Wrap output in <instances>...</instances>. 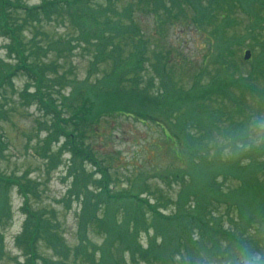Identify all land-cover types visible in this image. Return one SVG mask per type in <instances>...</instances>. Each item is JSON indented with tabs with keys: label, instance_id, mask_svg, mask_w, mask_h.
<instances>
[{
	"label": "rangeland",
	"instance_id": "obj_1",
	"mask_svg": "<svg viewBox=\"0 0 264 264\" xmlns=\"http://www.w3.org/2000/svg\"><path fill=\"white\" fill-rule=\"evenodd\" d=\"M8 1L25 7L42 2ZM86 1L76 3L72 9L79 10ZM5 2L2 0L4 14L12 12L14 19L25 18L24 9ZM88 2L91 10L102 12V6L107 4L106 0ZM162 2V7H158L150 0H113L109 11L106 9L112 18L109 20L114 23L117 22L116 12L123 13L121 22L131 24L134 34L135 26L139 31L135 37L142 38L144 44L142 69L135 70L138 63L128 65L121 76L125 83L118 82L119 75L113 77L111 59L106 55L96 60L95 46L91 41L82 40L68 46V52L49 50L42 57H31L29 63L26 59L25 64L29 66L57 64L56 71L48 69L36 81L22 72L26 69L18 67L15 53L8 48L10 37L0 32V177H3L0 206L9 210L6 215H0V264H27L30 259L24 245L16 241L27 217L22 205L28 202L30 209L41 210L44 218L53 223L52 231L67 248L59 253L57 246L52 247L41 238L36 245L37 256L31 260L33 264H44L47 259L48 264H100L103 252L110 259L106 261L114 264H163L160 258L132 255L135 250L122 245L120 240H127L134 233L140 246L146 249L153 240L167 244V236L172 240L180 239L177 233L184 227L190 230L189 238L196 241L200 236L198 222L208 226L206 231L220 250L213 248L210 252L220 254L192 253L191 247L183 244L170 254L172 264H201L206 258L219 262L223 261L220 257L223 251L232 250L240 254L235 261L243 264L239 247L250 249L251 239L257 240L261 247L264 163L254 168L244 154L222 147L226 134L240 129L237 123L244 121V115L252 114L242 108L253 109L254 114L264 112L261 90L256 94L250 90H231L230 94H240L243 99L238 107L228 101L229 96L208 100L202 108L220 110L222 115L213 114L215 121L210 123L199 121L203 113L198 112L183 127L181 123L191 116L189 110L188 115L180 119L181 111L188 107L187 101L178 112L171 114H160L148 104L144 110L151 116L136 118L122 113L110 115V110L103 111L106 104L102 99L96 102L90 97L103 96L106 102L115 103L121 97L105 95L107 87L121 85L125 88L122 89L124 101L133 107L143 96L141 91H145L147 97L167 95L174 101L186 98L195 85L209 84L221 68L215 65L212 53V34L216 26L224 36L223 41L244 38L225 56L229 80L245 77L251 71L253 56L247 63L243 50L250 45L249 30H260L245 14V8L234 9L228 20L217 10L214 23L197 22L194 7L184 4L181 9L175 8L176 14L170 16L168 1ZM125 12H129L131 18L125 16ZM85 15L90 17L85 27L97 30L95 23L101 18ZM70 18L64 11L40 23L22 21V36L27 40L38 29L46 34L43 46L49 39L66 44L64 39L79 35L78 30L81 32L72 27ZM123 36L113 40V47L119 48L120 58L125 59L135 51V41H130L135 38ZM104 51L107 53L108 48ZM202 70L207 74H200ZM131 79H136V86ZM253 82L257 88L264 86L263 80ZM133 87L135 92L130 91ZM100 102L104 103L102 108L98 106ZM232 109H238L242 115L226 118L223 112L227 115ZM203 125L210 129L204 140L205 149L190 142L187 146L193 145L197 150L189 155L183 137L203 135V131L198 130ZM256 161L261 162L262 157ZM98 163L102 170L96 171L94 165ZM249 174L253 181L249 180ZM103 175L108 180L99 186L96 181ZM30 185L31 192L27 193L25 189ZM119 192L132 201H125L123 195L117 196L121 200L115 198L111 203L97 199ZM84 198L96 200L87 205L82 215ZM158 204L156 212L149 210V205ZM158 213L166 218H157ZM179 215H183L182 224L175 225L173 221ZM104 221L110 222V227ZM159 227L165 231H160ZM228 242L232 243L231 248ZM235 243L241 245L237 248Z\"/></svg>",
	"mask_w": 264,
	"mask_h": 264
},
{
	"label": "trees",
	"instance_id": "obj_2",
	"mask_svg": "<svg viewBox=\"0 0 264 264\" xmlns=\"http://www.w3.org/2000/svg\"><path fill=\"white\" fill-rule=\"evenodd\" d=\"M83 0H42L40 5L37 6H31V7H25V6H19L17 4H13L10 1L6 0L5 3L12 5L14 7H19L16 9L23 10V13L25 14V18L22 19H14L13 15L10 12H6L4 14L3 8H2V0H0V32L3 34H6L11 39L9 51L15 53V57L17 60L18 67L20 69H26V71H22L27 73L28 75L34 77L36 81H39L40 78L43 76V72L47 71L48 69H51L53 71H56L57 64L54 62H48L46 65H34L29 66L25 64L26 59L29 60L31 57H42L44 56L49 50L56 51V49L61 52H68V46H72L75 41L82 40L84 42L91 41L92 45L96 48V54L95 59L98 60L99 57L108 56L111 59V62L113 63V77L117 78L119 81L125 83L126 80L122 78L123 72L125 68L134 63H138V65H135V70H141L142 66L141 64L143 61H145V50H144V44L142 41V38H136L135 35L139 34V31L135 26L134 31L131 30V24H123L120 20V17L123 15L121 12H116L117 15V22L114 23L110 21L111 18L108 13H106V9L109 11L110 7H112L113 0H106L107 4L102 6V10H96L93 11L88 7V0L85 2L84 6L77 9H72L76 3H79ZM148 1V0H144ZM151 2H155L158 7H162V0H150ZM168 3V14L170 16H173L176 14L175 8H182L184 4L190 5L194 7V15L197 22L200 21H207L214 23V18H216L215 13L217 10L219 12H222L223 14L221 17L225 20H228L234 12V9H244L245 8V14H248L251 18V21L253 22L254 27L259 28V32H256L255 29H250L249 36H250V45L247 47L251 49L253 53V59L254 62L251 64V71L245 75V77L240 76L239 78L229 80V68L227 59L225 58L226 55L230 54L232 52V46H235L237 44H240L243 42V37L238 38H229L225 41H223V35L218 28V26L215 27L214 33L212 34V53L213 54V61L216 63V66L221 67L219 71L216 73L214 77L211 78V82L209 84L205 85H195L190 93L186 95V98L174 101L172 100V97L167 95H162L158 97H147L145 91H141V94L143 96L140 97L139 101L134 105V107L129 103L124 101V94L125 92L122 91V89H125L123 86L119 85H110V86H104L107 87L108 93L105 95H111V96H119L121 97L116 101L115 103H108L102 98L103 96L96 97L91 95L90 97L93 98L96 102L100 99H102V102H105V107L103 111H108L110 115H119V114H129L131 117L136 118H144L145 116H151L149 113H147V109L144 110L146 105L151 104L155 107L156 110L159 111L160 114H171L173 112H178L179 108L184 105V103L188 102V107L184 108L180 113V119L188 115V112L190 110L191 116H189V120L185 123H181V126H185L189 124L196 116V114L203 113V116H201L198 120L199 121H209L210 123H213L215 121V118L213 117V114L218 116L222 115L220 110H205L202 108V106L206 103V101L215 99V98H222L225 97L227 99V96H229V102L234 106H239V104L243 101L240 94L234 95L230 94L231 90H240V91H247L250 90L252 94H256L258 90L262 91V96H264V86L261 88H257V85L253 82L254 80H263L264 81V0H167ZM17 2V1H15ZM254 7V11L250 12L252 8ZM6 8V7H5ZM64 8V9H63ZM66 8V9H65ZM71 9L73 11H71ZM173 9V10H171ZM249 9V11H248ZM7 11V8H6ZM67 11L71 18L70 22L72 27L75 30H78L77 28L81 29L79 31V35H75L74 37H69L64 39L66 44H63L62 41H52L49 39L46 42V45L44 44V34L40 32L38 29H35V31L31 34V37L29 39H25L22 36L21 28L23 27L22 21L24 22H33V23H40L42 20H45V18H50L53 15H60L62 12ZM248 12V13H247ZM85 14L91 15L93 17H96L97 19L101 18V21H96L95 29L92 28H86V21H89L90 17L86 16ZM125 16L131 18L129 12H125ZM34 21H33V20ZM112 19V18H111ZM20 21V24H19ZM73 22V23H72ZM32 23V24H33ZM262 25L260 26V24ZM75 25V27L73 26ZM135 39H130V36ZM46 35V34H45ZM123 37H129L130 41H135L134 43V52H132L127 58L122 59L119 56V48L113 47L114 43L113 40L119 36ZM82 37V38H81ZM41 38V39H39ZM58 45V47H57ZM108 48V52L106 53L104 50ZM111 53V54H110ZM113 54V55H112ZM220 62V63H219ZM140 64V65H139ZM17 67V68H18ZM202 75L207 74L205 70H202ZM133 82V85H137L136 79H131ZM127 90V89H126ZM129 91V90H128ZM131 92H135V89L133 87ZM243 97V96H242ZM100 98V99H99ZM104 103H101L98 105L99 108H102ZM233 108V107H232ZM245 109L247 112H251L252 114L244 115V121L237 123V126L241 128V125H245V122L250 119L254 113L253 109ZM96 112V111H95ZM224 116L226 118H233L234 116L239 117V115H242L238 109H232L230 112H223ZM235 117V118H236ZM61 123H63L61 121ZM241 124V125H240ZM199 131H203V135H192V134H186V136L183 137V144L185 145V151L188 152V154H192L196 152V147L193 145L187 146L188 143L194 142L198 144L200 147L205 149V143L204 140L206 139V136L210 132V129L208 126L203 125L202 128L198 127ZM178 144V140H177ZM1 145V143H0ZM239 154H244L247 156L248 159H250V165L254 168L260 167L262 163H264V149H257L253 151H243ZM262 157L261 162H257L256 159ZM232 169H236V165L232 167ZM3 180V177H0V182ZM249 180L253 181L251 178V174H249ZM5 181V180H4ZM14 182L15 181L14 179ZM32 185L30 187H26L25 190H28V192H31ZM122 197V196H121ZM121 197H115L116 200H121ZM126 198L125 201L131 202L130 197H124ZM88 202V198H86ZM26 210V209H25ZM9 210L6 206L1 205L0 206V215H6ZM28 215L27 218L23 222L21 234L16 238L17 243H22L27 251V255L29 254L30 258L27 260V264H33L31 260L34 259V257L37 256V250L36 245L39 239L44 238L51 244L52 247H58V252L62 253L63 251H67V248L62 244V241L60 238L52 231L53 229V223H51L49 220L44 218L43 212L38 209H33L32 211L27 209L26 210ZM85 211V210H84ZM83 211V212H84ZM183 221V215H179L173 223L175 225L182 224ZM263 221H264V214H263ZM200 227H197L200 231L199 239H197L195 242L197 246L195 247H202L206 248V252L210 255H217L220 254L219 252H210L211 249L216 248L219 250L218 245L215 243L213 244V236L206 231L207 225L204 224V222H198ZM58 226V225H57ZM178 229V228H177ZM109 231V230H108ZM123 232V230H122ZM190 230L186 228L179 229L178 233L180 236L184 237L185 243L191 242L192 239L189 238L190 236ZM207 235V237L205 236ZM182 237V238H183ZM203 238V239H202ZM227 238V237H224ZM237 238L241 242H243L242 239L234 236V239ZM260 243L261 247L258 245V241L251 239L249 243L250 249L254 251L255 248H259L257 252L264 253V235L260 237ZM209 242L208 245H206L205 241ZM180 241L181 239H177ZM1 242V241H0ZM122 245L128 246L130 249L135 250V252H132V255H140L144 258L149 259H156L162 252L161 250L166 249L164 247L161 248V250H155L158 252L152 251L151 249L147 250H141L140 244L138 245V241L136 239V235L132 233L129 235V238L127 240H120ZM238 245L241 244H237ZM228 247L231 248L232 243L228 242ZM174 249L177 251L178 248H182L183 244H175L173 245ZM192 247V246H191ZM239 250L246 249L243 248V246L238 248ZM2 251V245H0V253ZM131 251V250H129ZM160 251V252H159ZM220 251V250H219ZM105 253V252H103ZM102 253L101 263L103 264L106 262V260H110L107 258L106 254ZM233 253V254H232ZM235 255V256H234ZM240 254H236L232 251H223L221 254L222 260L225 258L231 257L233 260H237L238 256ZM167 260V259H166ZM166 260H164L163 264H166ZM44 264L50 263V260H44Z\"/></svg>",
	"mask_w": 264,
	"mask_h": 264
},
{
	"label": "clouds",
	"instance_id": "obj_3",
	"mask_svg": "<svg viewBox=\"0 0 264 264\" xmlns=\"http://www.w3.org/2000/svg\"><path fill=\"white\" fill-rule=\"evenodd\" d=\"M222 147L232 153L264 149V112L254 114L240 129L227 133ZM241 251L243 264H264V253L247 248ZM201 264H238V262L231 257L219 262L206 258Z\"/></svg>",
	"mask_w": 264,
	"mask_h": 264
},
{
	"label": "water",
	"instance_id": "obj_4",
	"mask_svg": "<svg viewBox=\"0 0 264 264\" xmlns=\"http://www.w3.org/2000/svg\"><path fill=\"white\" fill-rule=\"evenodd\" d=\"M249 55H250L249 51H246V52H245V56H244V58H245V59H248V58H249Z\"/></svg>",
	"mask_w": 264,
	"mask_h": 264
}]
</instances>
